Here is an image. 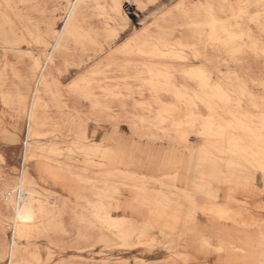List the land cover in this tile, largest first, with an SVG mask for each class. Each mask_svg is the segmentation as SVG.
<instances>
[{
	"label": "bare ground",
	"instance_id": "bare-ground-1",
	"mask_svg": "<svg viewBox=\"0 0 264 264\" xmlns=\"http://www.w3.org/2000/svg\"><path fill=\"white\" fill-rule=\"evenodd\" d=\"M0 50V261L264 264V0H0Z\"/></svg>",
	"mask_w": 264,
	"mask_h": 264
},
{
	"label": "rangeland",
	"instance_id": "rangeland-1",
	"mask_svg": "<svg viewBox=\"0 0 264 264\" xmlns=\"http://www.w3.org/2000/svg\"><path fill=\"white\" fill-rule=\"evenodd\" d=\"M138 16H139V14H138ZM129 17H130V19H131V21L133 22V24H135V26H138V23H140V21H139V18L140 17H134V16H130L129 15ZM20 51L22 52V53H16V54H14V57H11L12 59H10V61H11V63L13 64V65H17V67H18V70H20L21 71V73H25L26 72V70H27V68L29 67V63H28V59L26 58V56H25V50H27V49H29V48H27L26 46H21L20 48ZM37 49V48H36ZM36 49H34V53H37L36 51H38V49L36 50ZM38 53H39V51H38ZM19 55H21V59L19 58ZM20 60H19V59ZM4 58H3V52L0 50V65L2 66L3 65V63H4V60H3ZM17 59V60H16ZM15 60V61H14ZM24 60V61H23ZM217 60H220V61H218L219 63L217 64V66L219 67V64H220V67H219V70L221 71V73H220V75H224V74H226V73H230V72H239L240 70L238 69V67L236 66V65H234L232 62H225V61H223L222 60V62H221V59L220 58H218ZM25 61H26V63H25ZM24 62V63H23ZM224 62V63H223ZM250 63L248 64V65H250V67H249V74H248V76L247 77H251L252 76V78H254V79H256V80H259V79H262V77L264 76V60H262V59H253V60H251V61H249ZM28 63V64H27ZM231 63H232V65H231ZM27 64V65H26ZM27 66V67H26ZM222 66L224 67V68H222ZM227 66V67H226ZM227 68H229V69H227ZM250 75V76H249ZM74 78V75L72 74L71 76H69L68 77V79L67 80H65V84H67L68 82H69V80H71V79H73ZM9 79H11L12 80V78H11V76H10V74H9ZM253 90L256 92V93H258V94H261V89L260 88H258V86H253ZM84 109H85V107H84ZM0 113L1 114H3V115H6V113H4V111L2 112V111H0ZM50 116H51V118L52 119H56L57 120V118H58V116L55 114V113H50ZM99 123H97V124H95V123H93L92 125H91V131L93 132V131H95V130H101V128L102 127H100V125H98ZM46 130V129H45ZM109 131V133H111L113 130H111V129H108ZM21 131H22V134H23V132H24V121H22V123H21ZM125 133L124 134H126L127 132L126 131H124ZM22 139H23V135H22ZM189 141L193 144V145H196L197 144V142H198V140L195 138V136L194 135H190V138H189ZM45 143H47V140H41V142H40V144H45ZM196 143V144H195ZM46 145V144H45ZM122 145H124L126 148H127V150L129 151V152H134L135 153V149H133L131 146H130V144L129 143H126V144H122ZM23 146H24V143H23V141H20V143H19V145L16 147V148H9V149H7V147H5L4 148V150H6V151H12L14 154H15V158L18 160V161H20V158H21V154L23 153ZM135 157H136V159L139 161V162H146V159H145V157L144 156H142V155H139L138 153H135ZM142 157V158H141ZM192 168H190V170H191ZM143 174H161L162 172H163V169L161 168V167H159L158 165H153L151 168H149V169H143L142 171H141ZM7 173H10V172H7ZM192 174H193V176L195 175V173H193V170H192V172H191ZM10 175V178H11V180H15L16 179V175H14V174H9ZM258 200V201H257ZM250 203V207L252 208V206H253V211L255 212V217H257V218H259V219H263L264 220V210H263V208H264V199H262V198H257V199H255V200H251V202H249ZM251 203H254V204H251ZM260 204V205H256V204ZM254 206H257V208L256 207H254ZM262 207V209L260 210V208ZM255 208V209H254ZM258 211V212H257ZM262 211H263V213H262ZM263 215V216H262ZM10 237H11V234H10V232H9V230H7V233H6V235H5V238H6V240L8 241V240H10ZM33 243H35L37 246H39L40 248H41V250L43 251L42 252V255H43V257H46L48 254H47V250L48 249H50V252L49 253H52L53 252V254H52V260H54V263H58V262H69V261H85V260H87L88 262H91L93 259H96V262H101V260L103 259V258H105V259H112V256H110V257H103L102 255H99V254H97V251L95 252V251H93V252H90V253H72V252H69V253H67V254H59V253H57V252H54L55 250L50 246V245H48L46 242H44V241H38V242H33ZM44 250H46V251H44ZM168 252H165V251H163V252H160L159 250L158 251H156L155 253H146V252H143V251H136L134 254H131V255H122V256H120L122 259H126V260H128L129 262H133L132 261V259H133V257L134 256H136V257H138L139 259H143V260H146L148 263H153V262H156V261H159V260H161V259H163V258H166V257H168ZM79 257H81V258H79ZM79 260H78V259ZM84 260H83V259ZM82 259V260H81ZM8 262L6 261V259H3V260H1L0 261V264H7Z\"/></svg>",
	"mask_w": 264,
	"mask_h": 264
},
{
	"label": "snow or ice",
	"instance_id": "snow-or-ice-1",
	"mask_svg": "<svg viewBox=\"0 0 264 264\" xmlns=\"http://www.w3.org/2000/svg\"><path fill=\"white\" fill-rule=\"evenodd\" d=\"M79 5L78 4H73V5H69V7L71 8V9H73V10H75V8H77ZM141 7H142V5H141ZM177 7H179V5H177ZM69 19H71V17H69ZM65 27H67V25H65ZM59 45H57V47H58ZM70 88H75L76 87V84L75 83H73L72 85H70L69 86ZM261 171H264V167H262L261 168ZM28 218H30V216H21V219H28ZM14 239V238H13ZM13 247H14V244H13ZM13 264H16V261H15V259H13Z\"/></svg>",
	"mask_w": 264,
	"mask_h": 264
},
{
	"label": "crops",
	"instance_id": "crops-1",
	"mask_svg": "<svg viewBox=\"0 0 264 264\" xmlns=\"http://www.w3.org/2000/svg\"><path fill=\"white\" fill-rule=\"evenodd\" d=\"M0 132H2V128L0 127Z\"/></svg>",
	"mask_w": 264,
	"mask_h": 264
}]
</instances>
